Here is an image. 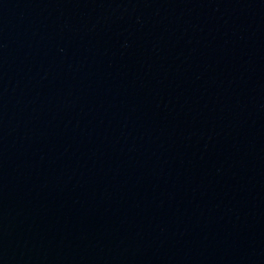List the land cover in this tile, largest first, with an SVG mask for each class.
Instances as JSON below:
<instances>
[{
  "label": "water",
  "instance_id": "obj_1",
  "mask_svg": "<svg viewBox=\"0 0 264 264\" xmlns=\"http://www.w3.org/2000/svg\"><path fill=\"white\" fill-rule=\"evenodd\" d=\"M0 264H264V0H0Z\"/></svg>",
  "mask_w": 264,
  "mask_h": 264
}]
</instances>
